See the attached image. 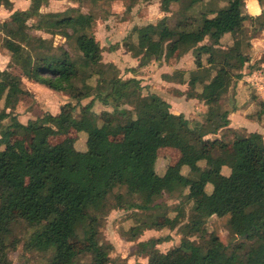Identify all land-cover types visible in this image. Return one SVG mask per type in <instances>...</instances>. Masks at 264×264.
I'll return each mask as SVG.
<instances>
[{"label":"trees","instance_id":"16d2710c","mask_svg":"<svg viewBox=\"0 0 264 264\" xmlns=\"http://www.w3.org/2000/svg\"><path fill=\"white\" fill-rule=\"evenodd\" d=\"M187 1L185 11L203 0ZM49 3L30 0L28 8L14 10L13 0H0V7L14 10L10 19L0 20L2 46L11 53L7 68L0 67V264H12L11 251L22 241L16 231L20 223L34 228L24 243L26 250L52 252L44 264H144L114 259L113 245L104 244L100 219L116 208L163 207L158 200L166 193L193 202L192 215L184 224L181 244L169 251L157 248L160 238L140 243L149 250L147 264H264V135L234 130L230 115L237 104L227 107L224 100L243 78L252 43L235 37L232 45H222L226 34L244 29L246 21L261 19L264 12L251 15L246 0H230L226 7L202 13L196 26L187 23L189 16L171 27L166 16L157 24L135 27V41L125 38L128 50L140 60L134 69L168 60L177 51L194 53L197 69L180 82H188V98L203 101L208 110L205 119L193 125L184 114H174L162 95H145L141 79H124L117 65L104 62V48L91 33L93 13L79 6L44 12L42 7ZM163 11L168 12L169 5ZM56 36L65 42L57 45ZM71 41L78 56L69 48ZM15 68L22 74L13 72ZM24 78L65 93L71 101L57 114L46 111L23 122L17 108L22 96L31 93ZM163 79L174 80L169 73ZM199 84L201 92L192 91ZM97 100L113 110L97 113ZM259 105L263 109L257 120L264 116V100ZM71 130L78 135H70ZM167 147L177 149L181 157L160 172L159 151ZM175 210L174 217L163 215L171 229L184 217L181 207ZM213 216L228 217L230 234L243 240L232 249L224 246L220 236L205 227ZM167 224L156 220L146 229ZM132 231L137 237L141 228ZM74 235L88 243L85 253L72 244ZM81 254L90 262L82 261Z\"/></svg>","mask_w":264,"mask_h":264},{"label":"rangeland","instance_id":"374dc122","mask_svg":"<svg viewBox=\"0 0 264 264\" xmlns=\"http://www.w3.org/2000/svg\"><path fill=\"white\" fill-rule=\"evenodd\" d=\"M230 0H203L202 2L196 4V6L188 11H185L184 5L188 3L187 0H136L135 3L132 1L116 0L113 2L83 0L80 2H74L71 0H51L48 5L42 7L44 12L47 11H67L69 8L74 6H79L86 13H93L96 20L91 33L95 35L96 39L100 42L101 46L104 48L103 60L104 62L116 63L121 66L120 70L121 76L124 79L130 77H141L143 85V93L151 94L153 91H157L165 99L171 103V111L174 114H184L190 122L194 125L197 119L204 120L208 107L203 103V101H196V99H190L187 93L190 92V86L188 82L181 83L180 80H189L190 73L197 69V64L195 62V56L192 51L191 56H182L176 53L173 57L164 61H152L147 66L141 69H134L138 67L140 60L135 57L132 52L127 48V42L125 38L130 41H135L137 35L135 33V27H140L149 23L157 24L160 20L167 16L168 24L171 27H175L177 23L183 20L185 17L191 16V19L187 20L189 25L194 24L196 26L201 22L202 13H209L211 10H217L228 5ZM30 2V1H29ZM23 4L19 9L28 7ZM259 2L264 5V0H259ZM133 3V4H132ZM252 7V10L258 9L255 0H246L245 10L251 15L252 12L248 5ZM255 6L253 7V5ZM169 5V11H163V7ZM264 12V11H263ZM12 11L6 9L2 6L0 9V20L10 19ZM257 16V15H254ZM262 18L257 20H248L245 23L244 29L237 30L233 33L226 34L222 39V45L227 47L234 43L235 37H240L245 40V42L251 41L252 49H248V53L251 56L250 62L244 67L243 73H251L254 70L264 69V15ZM195 20V23H194ZM191 27V26H190ZM3 36L0 35V64L3 69L7 68L9 60L6 62L4 54H10L9 51H5L2 46ZM55 42L60 45L65 42V38L61 36L55 37ZM209 42V39L205 40V43ZM119 43V48L111 51V46ZM69 48L74 56H78L79 52L74 41L70 42ZM254 51L256 53H254ZM4 52V53H3ZM183 57V58H182ZM191 57V58H189ZM204 63L206 62V56L203 57ZM6 64V65H5ZM168 65V67L166 66ZM163 66V67H162ZM166 66V67H165ZM159 67H162L161 70ZM184 70L183 75L181 71ZM13 72L17 74H22L19 68L12 69ZM162 73H169L174 78V82L167 83V80L163 79ZM214 73V72H213ZM176 84V85H174ZM243 84L246 86V91L244 93H239L234 88L231 87L229 93L224 97L227 107H231L232 104H238L241 106L240 112L242 115L253 120L257 126L258 131L263 132L264 135V116L260 120H257V116L260 110L263 109L259 105V101L264 100V88L262 92H259L256 86L249 80L243 78ZM42 87L36 88L29 95H23L22 99L18 105L19 109V119L23 121H28L29 119H36L41 117L47 109L50 112L56 113L61 109V106L65 102L71 101L69 96L65 93L55 94L51 89L45 85L40 84ZM264 85V84H263ZM179 87V88H178ZM183 89V91H182ZM202 85L199 84L196 89L192 91L201 92ZM189 91V92H188ZM193 93V92H191ZM92 98V97H91ZM91 98L82 101V105L88 104ZM77 101H75V104ZM127 107H131L128 106ZM80 108V107H79ZM97 113H101L105 109L112 111L111 107H106L100 101H96L94 108ZM198 111H201L199 113ZM241 119V116L238 118ZM9 121L6 122L8 124ZM239 124V122H237ZM255 127V126H253ZM256 128V127H255ZM254 129V128H253ZM249 128H244L239 134L247 135L249 134ZM70 135L77 136L78 133L75 130H71ZM65 136L53 138V143H57L63 140ZM228 141L229 150L232 149V139L233 136L229 135ZM80 145L83 146L84 139L79 138ZM79 145V146H80ZM80 146V147H82ZM160 162L158 170L163 172L166 168L168 162L174 164L180 157L181 153L174 148L167 147L162 148L159 151ZM188 161H191V156H188ZM200 164L204 167L206 165L205 161H201ZM189 169L184 168V173H188ZM1 194V188H0ZM163 204V207L155 208L151 210H141L136 208H116L113 209L109 215L101 218V231L103 235V241L105 245H113L111 255L114 259H119L120 257L126 258L129 262H141L147 264L149 261L148 254L149 250L146 252L141 246V242L149 241L151 239L160 238L162 241L157 244V248L162 252H167L170 249L178 246L182 242L184 237V224H186L192 215L193 202L185 201L183 197H179L178 194H168L166 193L159 200ZM115 200L111 199V204H114ZM175 207H181L184 212L181 220V224L175 228L171 229L168 226V215L174 217L177 214ZM86 212H89L88 207H84ZM200 222L203 220L200 217H196ZM159 220L166 225L162 229H146V225L152 224L154 221ZM228 217H217L213 216L208 219L205 227L208 231L216 233L220 236L222 244L232 249L235 245L240 243L243 239L239 237H233L227 227ZM133 227L141 228L140 234L134 237ZM17 234L22 239L21 244L18 249L11 251L10 257L12 259V264H44L47 259L52 256V252L41 253L37 251L26 250L24 243L29 239L30 235L33 233L34 228H31L25 224L20 223L17 227ZM197 237H192L196 239ZM200 239H197L199 241ZM71 242L75 248H77L81 253H85L87 250L88 243L84 241L80 235H74L71 237ZM82 261L88 263L90 262V257L81 254Z\"/></svg>","mask_w":264,"mask_h":264},{"label":"crops","instance_id":"0c3cea01","mask_svg":"<svg viewBox=\"0 0 264 264\" xmlns=\"http://www.w3.org/2000/svg\"><path fill=\"white\" fill-rule=\"evenodd\" d=\"M14 1V10H17V9H19V7H17V6H20V5H24V6H27V4H28V2L30 1V0H13ZM51 1V0H50ZM255 2L257 3V7H258V9H255V10H252V7H251V9H250V11L252 12V14H254V15H260V14H262V12L264 11V5H262L260 2H259V0H255ZM229 4V3H228ZM29 5H30V2H29ZM29 5H28V7H29ZM227 6V5H226ZM226 6H224V7H226ZM4 7V6H3ZM28 7H25V8H22V9H20V10H24V9H26V8H28ZM223 8V7H222ZM0 9H2V6L0 7ZM9 10V9H8ZM14 10H12V12L14 11ZM11 11V10H10ZM36 33H38V34H42L44 37H48L49 36V34H47V33H42V32H37L36 31ZM119 47H117L116 49H118ZM116 49H114V50H116ZM120 49V48H119ZM114 50H111V51H114ZM5 51H8V50H6L5 49ZM4 53V52H3ZM178 53V52H177ZM191 53L192 52H187V53H181V51H179V54H181L183 57L184 56H191ZM254 53H256L255 51H254ZM4 57H5V61L7 62L9 59H10V54L8 53V54H4ZM182 57V58H183ZM189 58H191V57H189ZM164 61V60H163ZM110 62H112V61H110ZM114 63V62H113ZM115 65H117L116 63H114ZM3 64H0V67L2 66ZM6 65V64H5ZM118 66V68L119 69H122V67L121 66H119V65H117ZM166 66L168 67V65L166 64ZM165 66V67H166ZM163 67V66H162ZM162 67H159V69L161 70V68ZM2 68V67H1ZM136 68V67H135ZM141 69V68H140ZM259 70L257 69V70H254L253 72H251V73H243V78H245L246 80H250L253 84H254V86H256V88L258 89V91L259 92H262L263 91V88H264V82L261 80V78L262 77H260L259 75H256L255 73H257ZM163 74L164 73H162V77H163ZM144 76H141V77H137V78H139V79H141V78H143ZM243 78L241 79V80H239L238 82H237V84L235 85V87H234V89L236 90V91H238L239 93H244L245 91H246V86H244V84H243ZM170 81H174V80H170ZM169 80H167V83H172V82H170ZM24 82H25V84H26V86H27V88H28V90L30 91V92H33V90L34 89H36V88H39V87H42L39 83H36V82H33V81H30V80H28L27 78H24ZM175 82V81H174ZM173 82V83H174ZM172 83V84H173ZM174 85H176V84H174ZM177 86V85H176ZM179 88V87H178ZM182 91H183V89H182ZM53 93H55V94H58L57 92H54V91H52ZM154 93H158L156 90L155 91H153ZM158 94H160V93H158ZM161 95V94H160ZM163 96V95H162ZM22 99V98H21ZM191 100L193 99V98H190ZM194 99H196V101H200L199 99H197V98H194ZM69 102V101H68ZM67 102H65V104H66ZM48 111H49V109H47ZM240 110H242L241 109V106H238V104H237V109L235 110V111H233L232 113H231V115H230V118H231V127L234 129V130H236L237 132H242L243 131V129L244 128H249V131L250 132H261V131H258L259 129H257V126L255 125L256 123L253 121V120H250V118L247 116V114H246V117L245 116H243L242 115V112H240ZM17 112L19 113L20 111H19V109L17 108ZM60 112V110H58L56 113H53V114H57V113H59ZM199 113H201V111H198ZM19 115H20V113H19ZM241 116V119H238L239 117ZM32 119V118H31ZM21 121H23L22 119H20ZM30 120V119H29ZM198 120H200V119H198ZM23 122H26V121H23ZM237 122H239V124H237ZM253 126H255V127H253ZM254 128V129H253ZM261 133H263V132H261ZM221 134H219V136H220ZM230 153H232L233 152V149H231L230 151H229Z\"/></svg>","mask_w":264,"mask_h":264},{"label":"built area","instance_id":"2783aa9c","mask_svg":"<svg viewBox=\"0 0 264 264\" xmlns=\"http://www.w3.org/2000/svg\"><path fill=\"white\" fill-rule=\"evenodd\" d=\"M256 75H259L261 78V80L264 82V69H260L257 73H255Z\"/></svg>","mask_w":264,"mask_h":264}]
</instances>
